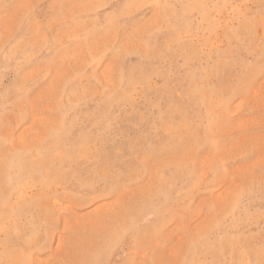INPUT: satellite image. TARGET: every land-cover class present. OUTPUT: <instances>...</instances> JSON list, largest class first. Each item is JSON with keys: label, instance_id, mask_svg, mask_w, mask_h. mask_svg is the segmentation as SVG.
<instances>
[{"label": "rangeland", "instance_id": "obj_1", "mask_svg": "<svg viewBox=\"0 0 264 264\" xmlns=\"http://www.w3.org/2000/svg\"><path fill=\"white\" fill-rule=\"evenodd\" d=\"M0 264H264V0H0Z\"/></svg>", "mask_w": 264, "mask_h": 264}]
</instances>
